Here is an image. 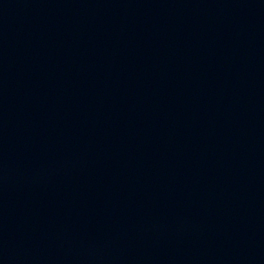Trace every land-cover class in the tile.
Here are the masks:
<instances>
[{"label": "water", "instance_id": "water-1", "mask_svg": "<svg viewBox=\"0 0 264 264\" xmlns=\"http://www.w3.org/2000/svg\"><path fill=\"white\" fill-rule=\"evenodd\" d=\"M237 0H0V264H34Z\"/></svg>", "mask_w": 264, "mask_h": 264}]
</instances>
